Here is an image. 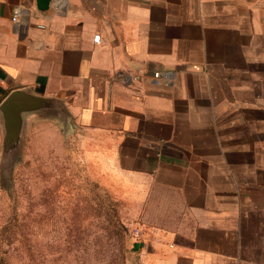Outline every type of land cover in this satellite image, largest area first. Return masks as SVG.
<instances>
[{
  "label": "crops",
  "instance_id": "crops-1",
  "mask_svg": "<svg viewBox=\"0 0 264 264\" xmlns=\"http://www.w3.org/2000/svg\"><path fill=\"white\" fill-rule=\"evenodd\" d=\"M21 89L88 134L153 264L264 255V0H0V104ZM3 141L0 113L7 189Z\"/></svg>",
  "mask_w": 264,
  "mask_h": 264
},
{
  "label": "rangeland",
  "instance_id": "rangeland-1",
  "mask_svg": "<svg viewBox=\"0 0 264 264\" xmlns=\"http://www.w3.org/2000/svg\"><path fill=\"white\" fill-rule=\"evenodd\" d=\"M56 120L33 121L0 187V264H153L144 213L90 163L88 134ZM247 263L264 264V255Z\"/></svg>",
  "mask_w": 264,
  "mask_h": 264
},
{
  "label": "water",
  "instance_id": "water-1",
  "mask_svg": "<svg viewBox=\"0 0 264 264\" xmlns=\"http://www.w3.org/2000/svg\"><path fill=\"white\" fill-rule=\"evenodd\" d=\"M52 0H37L40 10L49 7ZM49 102L26 89L12 91L0 104L3 119L4 141L2 146V167L9 172L19 162L25 147V133L31 117L56 115Z\"/></svg>",
  "mask_w": 264,
  "mask_h": 264
},
{
  "label": "built area",
  "instance_id": "built-area-1",
  "mask_svg": "<svg viewBox=\"0 0 264 264\" xmlns=\"http://www.w3.org/2000/svg\"><path fill=\"white\" fill-rule=\"evenodd\" d=\"M20 16H21V10L20 9H16L15 10V13H14V15H13V22H18L19 21V19H20ZM94 40H95V42H99L100 41V36L98 35V36H95V38H94ZM155 77L156 78H161V77H164V74H160V73H156L155 74ZM136 236H139V233L136 231Z\"/></svg>",
  "mask_w": 264,
  "mask_h": 264
}]
</instances>
